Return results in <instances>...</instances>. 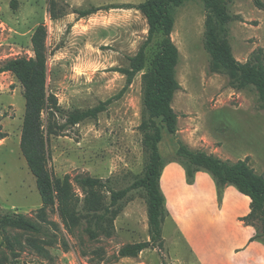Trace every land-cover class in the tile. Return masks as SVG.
I'll return each mask as SVG.
<instances>
[{"label": "rangeland", "instance_id": "1", "mask_svg": "<svg viewBox=\"0 0 264 264\" xmlns=\"http://www.w3.org/2000/svg\"><path fill=\"white\" fill-rule=\"evenodd\" d=\"M12 1L0 0V68L16 58L32 61L35 58L32 36L39 25H45L49 49L48 86L58 98L62 110L58 113L60 121L68 112L94 108L125 88L126 76L114 70L128 69L129 58L135 56L145 42L140 19L134 18V24L129 26L115 27L108 34L111 43L101 45L100 33L91 39L86 30L75 31L73 25L52 20L50 0H17L16 8L11 6ZM261 1L264 4V0ZM53 2L55 11L63 15L76 9L95 8L89 0ZM225 2L233 18L227 26V37L235 59L245 63L258 49L264 52V10L258 8L254 0ZM107 3L108 0H100L99 8H107ZM205 19L201 0L187 3L176 17L172 39L180 52L177 80L181 90L173 107L179 114V131L177 137L164 132L160 145L163 159L167 165L173 163L177 159L179 141L190 147L189 134L203 136L210 131L214 124L211 117L217 111L243 110L259 114L258 130L242 128L237 121L225 116L221 121L227 140L222 142V149L226 153L220 150L218 155L233 162L249 158L257 173L264 175V109L253 91H237L229 86L226 76L210 73L209 57L203 48ZM100 26L97 24V28ZM161 39L157 36L148 47L145 71L159 51ZM30 74V70L22 75L0 74V134L5 136L0 140V218L10 213L22 214L39 224L42 231L39 234L11 228L1 231L0 263L195 264L169 221L163 226L165 245L162 249L150 248L137 257L118 258L125 246L149 241L147 205L140 191L130 194L132 201L115 221L110 236L99 235L97 239H91L85 222L69 232L60 221L56 207L48 209L45 223L40 219L41 196L21 150ZM142 75L143 72L134 78L121 99L109 105L98 120H87L67 128L62 136L49 139V167L58 178L71 176L74 190L81 199L80 209L84 207L87 194L79 182L81 178L111 180L110 186L121 190L143 175L146 153L139 131ZM217 146L221 143L214 142L210 149L216 150ZM253 225L262 230L260 222ZM7 239L13 249L8 246ZM33 241L45 251L33 248Z\"/></svg>", "mask_w": 264, "mask_h": 264}, {"label": "trees", "instance_id": "2", "mask_svg": "<svg viewBox=\"0 0 264 264\" xmlns=\"http://www.w3.org/2000/svg\"><path fill=\"white\" fill-rule=\"evenodd\" d=\"M193 0H147L138 5L110 6L91 10H74L80 18L92 15L100 10L135 9L141 12L148 22V36L138 53L129 58L128 69L114 70L126 76L125 88L115 97L88 110L68 112L65 118L58 117L61 107L58 98L50 92L48 86L49 49L47 46L48 29L39 25L33 36L32 45L35 58L9 60L0 68L1 73L31 71L26 87V114L21 138V150L27 164L36 178L37 188L42 200L38 211L45 223L49 208L56 207L62 224L73 232L83 222L87 224L86 232L91 239L99 235H112L114 224L132 201L130 194L140 191L147 205L149 241L130 244L121 249L118 258L137 257L143 251L165 245L163 226L168 217L167 202L161 188V177L167 165L160 145L164 132L177 137L179 131V114L174 110L175 95L181 90L177 80V68L180 52L172 39L176 17L180 9ZM205 11V31L203 48L209 57V71L212 74L228 78L229 86L237 91H253L260 106L264 109V52L258 49L245 62H238L229 43L228 24L233 20L225 0H201ZM257 7L264 10L261 0H254ZM49 13L52 20L64 17L55 11L56 4L49 1ZM17 0L11 2L16 8ZM160 36V49L153 58L147 71V49L154 39ZM142 75V121L139 131L142 134V146L146 153L144 172L141 177L126 189L115 190L110 186L111 180L103 181L93 177L79 180L86 188L84 207L80 209L81 199L74 190L70 175L63 179L55 176L49 167L51 156L48 142L52 136H62L69 127H75L87 120H98L100 114L107 111L109 105L121 99L134 78ZM0 134V140L4 139ZM177 159L186 172L187 182L192 185L198 173L209 174L216 185L219 200L226 187H234L241 194L251 199V212L242 220L247 225L254 222L261 224L252 241L264 243V175H260L245 160H223L203 150L191 149L182 141L178 142ZM17 229L39 234L42 228L22 214H6L0 218V232L6 229ZM8 246L13 244L8 240ZM33 248L44 252L37 242H31ZM4 264V263H0Z\"/></svg>", "mask_w": 264, "mask_h": 264}, {"label": "crops", "instance_id": "3", "mask_svg": "<svg viewBox=\"0 0 264 264\" xmlns=\"http://www.w3.org/2000/svg\"><path fill=\"white\" fill-rule=\"evenodd\" d=\"M89 1L95 5V8H99L100 0ZM145 1L147 0H108L107 7L138 5ZM76 6L80 5L76 4ZM116 16L131 17V19H116ZM134 18L141 20L144 25L143 35L147 38L148 22L144 15L135 9L100 10L84 18L72 12L57 19L56 22L73 25L75 31L86 30L91 39L100 33L101 45H108L105 44L111 43L108 42L110 38L108 34L117 26L134 24ZM97 24H100L101 28H97ZM258 115L243 110H219L211 117L214 123L212 130L210 129L203 136L197 133L189 134L188 144L191 149H203L206 153L221 158L218 153L220 150L225 152L222 149V142L227 141L224 136L225 125L221 119L226 116L227 119L237 121L238 126L256 131ZM233 125L235 126V123ZM214 142L221 143V146L211 150L210 147ZM161 188L169 212L164 225L168 221L172 222L175 232L187 246L195 264H264V243L252 241L257 234V228L247 225L242 220L251 212L249 197L230 186L225 188L222 199L219 200L215 182L209 174L198 173L195 183L189 185L185 169L175 162L165 167L161 177Z\"/></svg>", "mask_w": 264, "mask_h": 264}]
</instances>
